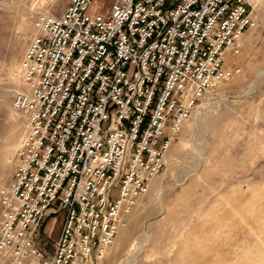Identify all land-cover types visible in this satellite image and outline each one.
Returning <instances> with one entry per match:
<instances>
[{
    "label": "built area",
    "instance_id": "obj_1",
    "mask_svg": "<svg viewBox=\"0 0 264 264\" xmlns=\"http://www.w3.org/2000/svg\"><path fill=\"white\" fill-rule=\"evenodd\" d=\"M70 0L40 13L21 61L27 114L14 178L0 188V254L13 264H98L173 140L255 24L253 0ZM61 212L54 253L35 235Z\"/></svg>",
    "mask_w": 264,
    "mask_h": 264
},
{
    "label": "rangeland",
    "instance_id": "obj_2",
    "mask_svg": "<svg viewBox=\"0 0 264 264\" xmlns=\"http://www.w3.org/2000/svg\"><path fill=\"white\" fill-rule=\"evenodd\" d=\"M70 0H0V188L14 178L27 114L14 105L25 87L22 57L40 13L58 15ZM109 0H94L92 11ZM255 24L226 64L241 72L208 92L166 153L98 264H264V0H253ZM108 7V6H107ZM263 71L260 75L259 72ZM62 226L51 212L36 232L46 257ZM0 264H13L0 254ZM25 264H31L26 261Z\"/></svg>",
    "mask_w": 264,
    "mask_h": 264
},
{
    "label": "bare ground",
    "instance_id": "obj_3",
    "mask_svg": "<svg viewBox=\"0 0 264 264\" xmlns=\"http://www.w3.org/2000/svg\"><path fill=\"white\" fill-rule=\"evenodd\" d=\"M260 75L263 74V71L259 72ZM145 248V242L141 240L135 241L131 246L130 250L134 251V255L131 258V263L136 264V255L137 253L141 252Z\"/></svg>",
    "mask_w": 264,
    "mask_h": 264
}]
</instances>
